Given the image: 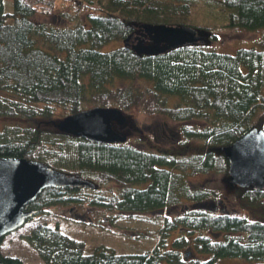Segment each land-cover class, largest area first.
Wrapping results in <instances>:
<instances>
[{
	"label": "trees",
	"instance_id": "trees-1",
	"mask_svg": "<svg viewBox=\"0 0 264 264\" xmlns=\"http://www.w3.org/2000/svg\"><path fill=\"white\" fill-rule=\"evenodd\" d=\"M55 1L12 0L8 11L0 0V117L49 119L55 108L68 115L95 105L139 108L184 123L179 133L186 141L201 142L202 149L179 156L125 142H91L39 126L5 125L0 129V157L41 161L95 184L44 188L26 210L44 213L49 207L81 202L120 212L189 206L165 217L158 243L142 253H117L106 246L87 253L84 241L47 222L36 223L23 236L26 243L44 264H214L225 257L264 264V220L200 208L220 194L184 179L188 169L192 174L227 171V159L214 148L232 143L253 126L264 130V50L241 47L222 53L184 45L137 55L122 45L103 51L108 42L127 39L133 24L213 27L191 23L198 0H104L99 12L69 27L31 19L35 13L50 14ZM205 1L224 12L225 27L264 30V0ZM173 96L178 102L166 105ZM190 122L201 124H185ZM113 183L116 193L100 192ZM236 192L241 206L264 218V190L236 187ZM0 261L24 264L1 252Z\"/></svg>",
	"mask_w": 264,
	"mask_h": 264
},
{
	"label": "rangeland",
	"instance_id": "rangeland-1",
	"mask_svg": "<svg viewBox=\"0 0 264 264\" xmlns=\"http://www.w3.org/2000/svg\"><path fill=\"white\" fill-rule=\"evenodd\" d=\"M104 0H56L54 9L48 15L35 13L31 17L34 22L45 23L54 27H69L78 22L89 13H97L102 8ZM6 10H12V0H5ZM194 12L191 23L194 25L206 24L212 30H201L199 40L195 45L207 50L234 53L241 47H253L264 50V30L246 31L224 26L226 17L218 5L205 0H198L193 7ZM132 34L125 40H112L100 49L108 51L122 45L130 46L135 42L134 37L142 36L143 29L133 24ZM215 34L216 39L209 37ZM121 84V83H120ZM178 99L167 97L166 105L172 106ZM126 122L117 126L118 130L127 135L125 143L141 147L145 150L162 152L169 150L175 155H189L199 152L202 144L198 140H184L179 133V128L184 124L173 121L159 114H149L139 108H130L123 111ZM67 113L62 108H55L54 114L49 119L35 118L27 120L20 117H0V129L7 124L20 126L41 127L56 131L55 123ZM200 126L201 123H185ZM222 152L221 148H214ZM184 179L192 187H210L220 194L214 199H209L199 205L204 210L213 212H232L250 220H264L252 210L241 206L234 196L237 194L236 186H229L227 171L222 173H197L192 174L189 169L184 174ZM118 191L117 186L108 184L100 188L103 195H110ZM212 203L214 205H212ZM183 204L153 212H120L109 211L101 207L91 206L88 202L56 206L47 208L44 213H36L29 218L23 226L5 235L0 243V252L4 255L17 256L24 264H44L36 251L24 240V235L38 222H47L58 226L61 231L69 236L82 240L85 251L92 253L97 247L106 246L117 253H142L153 249L158 243L163 227V220L167 216H175L186 211ZM174 234L167 237V243ZM214 264H247L245 259L235 257L217 258Z\"/></svg>",
	"mask_w": 264,
	"mask_h": 264
},
{
	"label": "water",
	"instance_id": "water-1",
	"mask_svg": "<svg viewBox=\"0 0 264 264\" xmlns=\"http://www.w3.org/2000/svg\"><path fill=\"white\" fill-rule=\"evenodd\" d=\"M148 43L130 47L137 55H156L174 47L196 44L199 30L187 25L138 23ZM126 122L123 110L112 106H90L70 113L55 123L58 132L97 143H124L127 135L115 127ZM228 161L229 186L264 190V130L251 127L221 148ZM47 187L94 188L95 184L76 174L19 157H0V239L17 230L36 211L25 206ZM1 264V261H0Z\"/></svg>",
	"mask_w": 264,
	"mask_h": 264
},
{
	"label": "flooded vegetation",
	"instance_id": "flooded-vegetation-1",
	"mask_svg": "<svg viewBox=\"0 0 264 264\" xmlns=\"http://www.w3.org/2000/svg\"><path fill=\"white\" fill-rule=\"evenodd\" d=\"M144 31V30H143ZM134 39H135V42L134 43H132L131 45H130V47H132V46H135V45H137L139 42H141V40H142V43H148L149 42V40H148V38H147V34H146V32L144 31L143 32V35L142 36H136V37H134ZM115 127H116V129L118 130V128H117V126L115 125ZM120 131V130H119ZM212 205H214L213 203H212Z\"/></svg>",
	"mask_w": 264,
	"mask_h": 264
}]
</instances>
